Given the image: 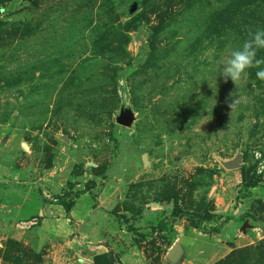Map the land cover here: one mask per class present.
<instances>
[{
  "label": "rangeland",
  "instance_id": "374dc122",
  "mask_svg": "<svg viewBox=\"0 0 264 264\" xmlns=\"http://www.w3.org/2000/svg\"><path fill=\"white\" fill-rule=\"evenodd\" d=\"M257 28L264 0H0V264H264V63L218 72Z\"/></svg>",
  "mask_w": 264,
  "mask_h": 264
},
{
  "label": "clouds",
  "instance_id": "9594fccd",
  "mask_svg": "<svg viewBox=\"0 0 264 264\" xmlns=\"http://www.w3.org/2000/svg\"><path fill=\"white\" fill-rule=\"evenodd\" d=\"M247 35L242 46L230 51L218 68L219 75L234 84L247 75L248 69L264 63V60L256 59L257 50L264 49V29H249ZM257 76L264 78V71L257 72Z\"/></svg>",
  "mask_w": 264,
  "mask_h": 264
},
{
  "label": "crops",
  "instance_id": "0c3cea01",
  "mask_svg": "<svg viewBox=\"0 0 264 264\" xmlns=\"http://www.w3.org/2000/svg\"><path fill=\"white\" fill-rule=\"evenodd\" d=\"M93 213H94V211H92L91 213L86 212V211L84 213H82V217L81 216L78 217L80 221L75 220L73 227H76V226L80 227V228L78 227L79 229L77 228L76 235L78 236V235H81L80 233H82V235H81L82 236V244H84V243L90 244V242H92L95 244V247H99V246H101V244L97 245V243L99 242V238H100V221H97L98 219H96L95 216H93ZM72 242H73V240H68L67 243L69 245L66 244V241H65V244L68 246V248H71ZM62 246H64V243ZM62 249H66V248L62 247ZM68 250H69L68 253H71V250L70 249H68ZM126 256H127V254H126ZM64 258H65V256H64ZM73 262H74L73 259H70L68 256L67 260L64 259L60 263L61 264H74Z\"/></svg>",
  "mask_w": 264,
  "mask_h": 264
},
{
  "label": "trees",
  "instance_id": "16d2710c",
  "mask_svg": "<svg viewBox=\"0 0 264 264\" xmlns=\"http://www.w3.org/2000/svg\"><path fill=\"white\" fill-rule=\"evenodd\" d=\"M242 175H243V174H242ZM243 179H244V175H243ZM254 184H255V182H254ZM65 210L67 211V208H65ZM172 214H173L174 216H177V215L180 214V211L178 210V207H177V206H174V207H173Z\"/></svg>",
  "mask_w": 264,
  "mask_h": 264
},
{
  "label": "built area",
  "instance_id": "2783aa9c",
  "mask_svg": "<svg viewBox=\"0 0 264 264\" xmlns=\"http://www.w3.org/2000/svg\"><path fill=\"white\" fill-rule=\"evenodd\" d=\"M29 223H33V222H31V221H29V222H25V223H23V226H26L27 224L29 225ZM22 226V227H23Z\"/></svg>",
  "mask_w": 264,
  "mask_h": 264
},
{
  "label": "water",
  "instance_id": "95a60500",
  "mask_svg": "<svg viewBox=\"0 0 264 264\" xmlns=\"http://www.w3.org/2000/svg\"><path fill=\"white\" fill-rule=\"evenodd\" d=\"M174 247H172L171 252L173 251Z\"/></svg>",
  "mask_w": 264,
  "mask_h": 264
}]
</instances>
